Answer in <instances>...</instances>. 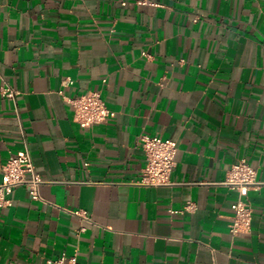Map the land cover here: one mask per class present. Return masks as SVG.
<instances>
[{
  "label": "crops",
  "instance_id": "crops-1",
  "mask_svg": "<svg viewBox=\"0 0 264 264\" xmlns=\"http://www.w3.org/2000/svg\"><path fill=\"white\" fill-rule=\"evenodd\" d=\"M91 91L116 117L81 130ZM143 136L177 142L171 185L138 184ZM26 147L42 200L0 207V264H264V185L228 183L264 182V0H0V184Z\"/></svg>",
  "mask_w": 264,
  "mask_h": 264
},
{
  "label": "built area",
  "instance_id": "built-area-1",
  "mask_svg": "<svg viewBox=\"0 0 264 264\" xmlns=\"http://www.w3.org/2000/svg\"><path fill=\"white\" fill-rule=\"evenodd\" d=\"M123 5H126L124 2ZM72 84V81H69ZM3 93L14 97L16 92L10 88H3ZM73 113V118L81 130H91L95 126L107 123L116 117L102 97L101 91H91L85 94L66 98ZM141 145L145 153L146 165L142 170L139 185L163 187L171 185V175L176 166L178 153L177 142L160 137L143 136ZM44 183L28 147L17 153H11L2 169V183L0 184V207L10 205L9 196L14 189L25 187L34 201H41L40 186ZM228 183L240 188H259L264 185L257 179L256 171L242 160L232 166ZM191 204L187 206V209ZM233 217L230 232L233 236L250 232L252 229L253 208L247 201L239 200L232 206ZM75 215L88 220L85 213L75 212ZM49 264H83L75 257L62 255Z\"/></svg>",
  "mask_w": 264,
  "mask_h": 264
}]
</instances>
